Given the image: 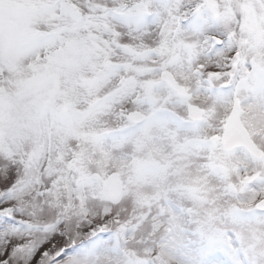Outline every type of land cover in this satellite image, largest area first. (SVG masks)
<instances>
[{"label": "snow or ice", "instance_id": "1", "mask_svg": "<svg viewBox=\"0 0 264 264\" xmlns=\"http://www.w3.org/2000/svg\"><path fill=\"white\" fill-rule=\"evenodd\" d=\"M0 264H264V0H0Z\"/></svg>", "mask_w": 264, "mask_h": 264}]
</instances>
